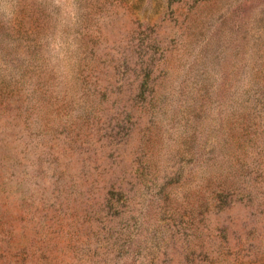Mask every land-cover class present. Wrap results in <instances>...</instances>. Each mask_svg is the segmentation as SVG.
<instances>
[{
    "label": "rangeland",
    "instance_id": "obj_1",
    "mask_svg": "<svg viewBox=\"0 0 264 264\" xmlns=\"http://www.w3.org/2000/svg\"><path fill=\"white\" fill-rule=\"evenodd\" d=\"M0 264H264V0H0Z\"/></svg>",
    "mask_w": 264,
    "mask_h": 264
}]
</instances>
